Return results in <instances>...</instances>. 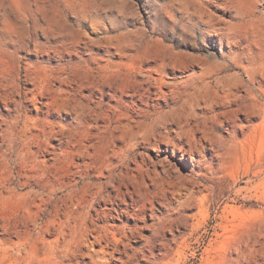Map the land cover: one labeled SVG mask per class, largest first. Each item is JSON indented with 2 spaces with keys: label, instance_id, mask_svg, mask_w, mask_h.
<instances>
[{
  "label": "rangeland",
  "instance_id": "obj_1",
  "mask_svg": "<svg viewBox=\"0 0 264 264\" xmlns=\"http://www.w3.org/2000/svg\"><path fill=\"white\" fill-rule=\"evenodd\" d=\"M178 1L0 0V89L24 108L16 137L0 147L1 264H90L93 260L95 264H108V260L109 264H264V186L257 189V180L251 182L247 176L264 160V0H180L185 5ZM201 19L208 21L204 24ZM108 52L115 56L114 64L120 62V54L131 56L130 66H107L90 59ZM161 54L175 56L179 69L167 68L153 76L175 84L164 91L176 90L173 106L179 111L178 120L194 135L192 140L184 137L177 142L195 160L172 158L177 168L170 172L172 180L157 179L152 163L143 167L142 162V153L154 161L159 155H172L167 145L162 144L160 151H144L141 144L131 155L133 162L125 160L126 144L140 139L123 128L126 123L112 110L115 102L108 96L141 70H150L146 57ZM203 72L208 75L202 76ZM0 107L4 118L17 115L15 104L5 106L0 101ZM168 128L176 130L174 125ZM193 170L203 177L191 176ZM157 171L162 173L163 167L158 165ZM108 196L112 199L106 201ZM143 198L154 201V206L147 204L148 224L165 220L158 237L147 241L153 233L147 229L127 249L115 248L112 235L119 231L115 226L136 224L122 216L108 222L109 245L93 243L95 210L108 209L116 218L117 211L126 210L127 204H143ZM129 211L135 214L133 208ZM72 215L76 221H71ZM122 235L117 233L119 238ZM80 252L84 258L76 257Z\"/></svg>",
  "mask_w": 264,
  "mask_h": 264
},
{
  "label": "bare ground",
  "instance_id": "obj_2",
  "mask_svg": "<svg viewBox=\"0 0 264 264\" xmlns=\"http://www.w3.org/2000/svg\"><path fill=\"white\" fill-rule=\"evenodd\" d=\"M66 1V0H65ZM177 1V0H176ZM197 1V0H196ZM195 1V2H196ZM202 1V0H201ZM259 1H261V0H259ZM87 2V1H86ZM179 3H182V2H180V0L178 1ZM177 2V3H178ZM198 2V1H197ZM200 2V1H199ZM71 3H72V1H71ZM175 3V2H174ZM184 3V2H183ZM203 3V2H202ZM193 4H195L194 3V1H193ZM196 4H198V3H196ZM69 5V4H68ZM175 5H176V3H175ZM184 5H185V3H184ZM192 5V4H191ZM64 6V5H63ZM187 6V5H186ZM195 6V5H194ZM197 6V5H196ZM195 6V7H196ZM199 6V5H198ZM203 6H205V5H203ZM65 8H67L66 7V5L64 6ZM70 7V6H69ZM184 7V6H183ZM202 7V6H201ZM82 8V7H81ZM189 8V7H188ZM200 8V7H199ZM83 9V8H82ZM176 9V8H175ZM184 9H185V7H184ZM192 9V8H191ZM201 9V8H200ZM203 9V8H202ZM201 9V10H202ZM207 9V8H206ZM205 9V10H206ZM195 10V9H194ZM199 10V9H198ZM83 11V10H82ZM81 11V12H82ZM200 11V10H199ZM170 12V11H169ZM187 12H189V11H186V13ZM201 12V11H200ZM263 12V11H262ZM196 13V12H195ZM194 13V14H195ZM250 13V12H249ZM173 14V13H172ZM252 14V13H251ZM250 14V15H251ZM259 14V13H258ZM82 15V14H81ZM191 15V14H190ZM202 15V14H201ZM204 15V14H203ZM237 15V14H236ZM254 15V14H253ZM252 15V16H253ZM260 15H262V13L260 14ZM72 16V15H71ZM186 16H188L187 14H186ZM243 16V15H242ZM256 16V15H255ZM192 17V16H191ZM202 17V16H201ZM261 17V16H260ZM193 18V17H192ZM207 18V17H206ZM212 18V17H211ZM210 18V19H211ZM242 18V17H241ZM258 18V17H257ZM191 19V18H190ZM202 19H204V18H202ZM201 19V21H203V22H205L204 24H206V22L209 20L208 18V20L206 21V20H202ZM246 19V18H245ZM248 20V19H247ZM256 20V19H255ZM259 20V19H258ZM260 20H261V18H260ZM85 21H86V19H85ZM217 21H219V20H217ZM239 21V20H238ZM237 21V22H238ZM242 21H244V20H242ZM250 22H251V20H249ZM252 22H254V21H252ZM257 22H259V21H257ZM209 23V22H208ZM207 23V24H208ZM213 23V22H212ZM215 23V22H214ZM213 23V24H214ZM220 23V22H219ZM242 23V22H241ZM245 23H246V21H245ZM248 23V22H247ZM216 24V23H215ZM238 24V23H237ZM243 24V23H242ZM255 24V23H254ZM230 25H232L231 23H230ZM251 25V24H250ZM193 26V25H192ZM245 26H246V24H245ZM249 26V25H248ZM252 26H253V24H252ZM251 26V27H252ZM255 26V25H254ZM229 27V26H228ZM234 27V26H233ZM233 27H232V29H233ZM244 27V26H243ZM18 28V27H17ZM213 28V27H212ZM223 28V27H222ZM230 28H231V26H230ZM235 28H237L238 29V27H235ZM250 28V27H249ZM245 29V28H244ZM215 30V29H214ZM221 31V30H220ZM229 31V30H228ZM232 31V30H231ZM246 31V30H245ZM220 33V32H219ZM225 33V32H224ZM228 34H229V32H228ZM215 35V34H214ZM251 35V34H250ZM14 36V35H13ZM229 37V36H228ZM153 38V37H152ZM23 40V39H22ZM154 40V39H153ZM156 40V39H155ZM160 40V39H159ZM228 41V40H227ZM253 42V41H252ZM156 43V42H155ZM165 44V43H164ZM166 45V44H165ZM254 45V44H253ZM173 47V46H172ZM258 47V46H257ZM174 50V49H173ZM68 51V50H67ZM118 51V50H117ZM163 51V50H162ZM182 53V52H181ZM148 54V53H147ZM150 55V54H149ZM152 55V54H151ZM162 55V54H161ZM161 55H157V56H148V57H146V65H148L149 67H150V70H145V71H143V70H141L140 71V73L139 74H136V76L135 77H133V79H131L130 81H129V83H127V84H123V85H121L120 87H117V88H113V90H112V92L110 93V94H108V96L109 97H111L112 98V100L115 102V106H113L112 107V110H114L115 112H117L118 111V113L122 116V120L126 123L125 124V126H123V128H125V129H127V130H129V131H131V135H134V136H138V138L140 139V141L138 142V143H135V141H134V143L135 144H132L130 141L128 142V140L127 141H125V142H128L127 144H126V151H127V153H128V155H127V157H126V159L125 160H130V161H132L133 160V157H131V155L132 154H134L136 151H138V150H140V148H141V144H143V145H145V147L143 148L144 149V151H148V150H150V149H153V150H158V151H160L161 150V145L162 144H164V145H167L168 147H170L171 148V150H172V155H170V156H158V158H157V160L156 161H154L152 158H150L149 156H147V155H145V154H143L142 153V156L144 157V161H142L144 164H143V167H148V161H150L151 163H152V167H153V170H152V174L157 178V179H159V178H161V176H165V177H168V179L169 180H172L173 179V177L171 176V171H176L177 170V168L176 167H174L173 166V164H172V162H171V160H172V158H179L181 161H187V160H195V158H194V156H193V153H191V152H189V150H186L185 148H182L177 142H179V141H181L184 137H188V138H191V135L193 134V132H192V134L190 135V131L189 132H186V130H185V128H184V126H182V121H179L178 120V118H180L178 115H177V112L179 113V111H177L176 109H175V107L173 106V105H175V101H176V94H177V92H176V90H173V89H171V90H169L168 92H165L164 91V88L166 87V88H168V89H170V87L171 86H174L175 84L174 83H165V82H163V79L162 80H160V79H158V78H156L155 76H153V74L154 73H156V72H163L164 70H166L167 68H171V69H179V65L176 63V58H175V56H161ZM178 56H179V54H177ZM181 55V54H180ZM200 56V55H199ZM205 56V55H204ZM113 57H115L111 52H108L107 54H105V55H103V56H101V57H97V56H91L90 57V59L92 60V61H97V62H102V63H106L107 64V66H111V65H116V66H118V65H121V66H125V67H127V66H130L129 65V62L131 61V56H129V55H126V54H120L119 56H118V58L120 59V62L119 63H117V64H114L113 62H112V58ZM195 57V56H194ZM204 58V57H203ZM180 59V58H179ZM205 59H206V57H205ZM137 60V59H136ZM207 60V59H206ZM127 61V62H126ZM179 61H182V60H179ZM199 61V60H198ZM178 62V61H177ZM224 62V61H223ZM133 63V62H132ZM182 63L184 64V62L182 61ZM195 63V62H194ZM225 64V63H224ZM261 64V63H260ZM181 65V64H180ZM185 65V64H184ZM183 65V66H184ZM248 65V64H247ZM262 65V64H261ZM230 66V65H229ZM232 66V65H231ZM264 66V65H263ZM132 68V67H131ZM217 68V67H216ZM221 68V67H220ZM262 68V67H261ZM142 69V68H141ZM222 69V68H221ZM233 69V68H232ZM129 70H131V69H129ZM262 71H264V70H262ZM147 73V75L145 76V77H141V75L143 74V73ZM240 72V71H239ZM233 73H234V71H233ZM156 74H158V73H156ZM216 74V73H215ZM223 74V73H222ZM225 74V73H224ZM239 74V73H238ZM128 75V74H127ZM208 75V73H205V72H203L202 73V76H207ZM220 75V74H219ZM230 75V74H229ZM235 75V74H234ZM55 76V75H54ZM159 76V75H158ZM163 76V75H162ZM211 76V75H210ZM209 76V77H210ZM241 76V75H240ZM59 77V76H58ZM61 77V76H60ZM215 77H217V76H215ZM234 78H235V76H233ZM169 78V77H168ZM223 78H224V76H223ZM222 78V79H223ZM232 79V77L230 76L229 77V79ZM165 79V78H164ZM221 80V79H220ZM226 80H227V78H226ZM203 81V80H202ZM217 81V80H216ZM222 81H225V79L224 80H222ZM45 82V81H44ZM208 84H209V82H210V80H209V82L208 81H206ZM258 82V81H257ZM223 83V82H222ZM254 83V82H253ZM204 84V83H203ZM218 84H221V83H218ZM235 84V83H234ZM204 85H207V84H204ZM210 86H211V84H210ZM218 86V85H217ZM12 87V86H11ZM209 87V86H208ZM214 87H216V85H214L212 88L214 89ZM219 87V86H218ZM220 87H222V86H220ZM255 87V86H254ZM44 88V87H43ZM198 88V87H197ZM200 88V87H199ZM204 88V87H203ZM206 88V87H205ZM223 88V87H222ZM207 89V88H206ZM218 89V88H217ZM221 89V88H220ZM229 89V88H228ZM201 90V89H200ZM203 90V89H202ZM208 90V89H207ZM197 91V90H196ZM195 91V92H196ZM215 91H217V90H215ZM222 91V90H221ZM224 91V90H223ZM252 91V90H251ZM195 92H193V93H195ZM202 92V91H201ZM218 92V91H217ZM232 92V91H231ZM211 93H212V91H211ZM210 93V94H211ZM222 93H226V92H222ZM251 93V92H250ZM200 94V93H199ZM207 94H208V92H207ZM213 94V93H212ZM186 95H188V93L186 94ZM190 95V94H189ZM192 95V94H191ZM215 95V94H214ZM218 95V94H217ZM227 95V94H226ZM230 95V94H229ZM241 95V94H240ZM153 96H155V98L156 99H153ZM196 96H197V94H196ZM210 96V95H209ZM211 96H213V95H211ZM221 96V95H220ZM225 96V95H224ZM190 97V96H189ZM216 97V96H215ZM195 97H192V100L194 99ZM206 98H208V97H206ZM209 98H211V97H209ZM209 98H208V100H209ZM220 98V97H219ZM227 98V97H226ZM226 98H225V100H226ZM230 98V97H229ZM196 99V98H195ZM214 99V98H213ZM212 99V100H213ZM222 99H223V96H222ZM189 100H191L190 98H189ZM219 100V99H218ZM225 100H223V102L225 101ZM229 100V99H228ZM227 100V101H228ZM0 101H2L4 104H5V106H10V105H12V104H15L16 105V109L14 110L16 113H17V115L16 116H14V117H10V118H4V117H2L1 115H0V138H1V142H0V147H3L4 145H6L8 142H12V140H13V138L14 137H16V135L17 134H14L15 133V131H16V127H17V124H18V122H19V120L21 119V116H22V111H23V105L21 104V103H19V102H15L14 100H13V98H12V96L11 95H8V94H6V93H3V90H1L0 89ZM217 101V100H216ZM227 101H226V103H227ZM231 101V100H230ZM15 102V103H14ZM183 102V101H182ZM181 102V103H182ZM212 101H210V103H211ZM217 102H219V101H217ZM184 103H185V101H184ZM191 104H192V102H190ZM206 103H207V101H206ZM205 103V104H206ZM229 103V102H228ZM262 103V102H261ZM186 104V103H185ZM190 104V105H191ZM193 104H195V103H193ZM215 104V103H214ZM253 104V103H252ZM182 104H180V106H181ZM187 106H189V104L187 103L186 104ZM211 105H213V104H211ZM179 105H178V107H180ZM194 106V105H193ZM198 106V105H197ZM228 106V105H227ZM249 106V105H248ZM184 107V106H183ZM186 107V106H185ZM191 107V106H190ZM206 107H207V104H206ZM226 107V106H225ZM250 107V106H249ZM258 107V106H257ZM264 107V106H263ZM167 108H168V112L166 111L167 110ZM193 108V107H192ZM195 108V107H194ZM194 108H193V110H194ZM199 109H200V107H198ZM259 108V107H258ZM258 108H256V110L258 109ZM211 109V108H210ZM234 109V108H233ZM236 109V108H235ZM234 109V110H235ZM237 109H239V108H237ZM260 109V108H259ZM263 109V108H262ZM261 109V110H262ZM180 110V109H179ZM182 110V109H181ZM180 110V111H181ZM188 110V109H187ZM206 110V109H205ZM214 111V110H213ZM0 112H1V107H0ZM9 112H11L10 110H9ZM185 112H186V110H185ZM188 112V111H187ZM211 112V111H210ZM222 112V111H221ZM224 113H225V111H223ZM189 113H191V112H189ZM189 113H186V114H189ZM194 113H196L195 111H194ZM218 113V112H217ZM234 113V112H233ZM181 114H183V113H181ZM181 114H180V116H181ZM197 114V113H196ZM218 114H220V113H218ZM227 114V113H226ZM261 114H262V111H261ZM184 115V114H183ZM192 115H193V113H192ZM222 115H224L223 113H222ZM185 116V115H184ZM187 116V115H186ZM190 116H191V114H190ZM201 116H203V115H201ZM200 116V117H201ZM214 116V115H213ZM217 116H219V115H217ZM192 117V116H191ZM199 117V116H198ZM199 117V118H200ZM204 117V116H203ZM220 117V116H219ZM208 118V117H207ZM209 119H211V118H209ZM214 119H216L215 117H214ZM224 119V118H223ZM227 119V118H226ZM186 120H188V118L186 119ZM191 120V119H190ZM261 120H262V117H261ZM207 121H208V119H207ZM210 121V120H209ZM208 121V122H209ZM216 121V120H215ZM186 122V121H185ZM227 122V121H226ZM260 122V121H259ZM262 122H264V120L262 121ZM189 123V122H188ZM203 123H204V121H203ZM205 123H206V121H205ZM216 123H217V121H216ZM261 123V122H260ZM199 124H200V122H199ZM207 125H208V123H206ZM256 124V123H255ZM257 124H259V123H257ZM112 125V124H111ZM171 125H174V126H176V130H173V131H171V130H168L169 128V126H171ZM212 125H214V124H212ZM211 125V126H212ZM221 125V124H220ZM197 126V125H196ZM201 126V125H200ZM216 127V126H215ZM241 127V126H240ZM253 127V126H252ZM264 127V126H263ZM263 127H261V128H263ZM198 128H199V126H198ZM197 128V129H198ZM205 128V127H204ZM217 128V127H216ZM189 129H190V127H189ZM200 129V128H199ZM198 129V130H199ZM208 129H209V126H208ZM251 129V128H250ZM253 129V128H252ZM118 130V129H117ZM116 130V131H117ZM136 130H139V131H136ZM187 130H188V128H187ZM193 130V129H192ZM254 130V129H253ZM118 131H120V130H118ZM251 131V130H250ZM261 131H263V130H261ZM208 132V131H207ZM254 132V131H253ZM251 133V132H250ZM264 133V132H263ZM122 134V133H121ZM127 134V133H126ZM197 134V133H196ZM211 134V133H210ZM118 136V135H117ZM192 136H194V135H192ZM208 136V135H207ZM216 136V135H215ZM252 136H254L255 137V135H251V137ZM262 136V135H261ZM121 137V136H120ZM120 137H118V138H120ZM131 137H133V136H131ZM130 137V138H131ZM213 137V136H212ZM246 137L247 136H245V139H246ZM253 137V138H254ZM263 137V136H262ZM12 138V139H11ZM124 138H125V136H124ZM134 138V137H133ZM195 138V137H194ZM252 138V139H253ZM264 138V137H263ZM135 139V138H134ZM209 139V138H208ZM212 139H214V138H212ZM252 139H250V141L252 140ZM126 140V139H125ZM130 140V139H129ZM191 140H192V138H191ZM248 140V139H247ZM254 140V139H253ZM258 140H259V138H258ZM263 140V139H262ZM194 141V140H193ZM264 141V140H263ZM108 142H109V140H108ZM197 142V141H196ZM195 141H194V143H196ZM201 142V141H200ZM212 142V141H211ZM211 142H210V144H211ZM238 142V141H237ZM242 142V141H241ZM244 142H246V141H244ZM186 143H187V141H186ZM191 143H193L192 141H191ZM240 143V142H239ZM250 143V142H249ZM197 144V143H196ZM236 144H238V143H236ZM253 144H254V142H253ZM191 145V144H190ZM195 145V144H194ZM196 146V145H195ZM237 146V145H236ZM242 146V145H241ZM255 146V145H254ZM249 147H250V145H249ZM202 148H205L203 145H202ZM252 149H253V147H251ZM190 149V148H189ZM199 149V148H198ZM110 150V149H109ZM236 150H237V148H236ZM68 151V150H67ZM85 151V150H84ZM88 151V150H87ZM191 151V150H190ZM238 151V150H237ZM182 153V155H181V157H178V153ZM229 152V151H228ZM255 153V152H254ZM82 155V154H81ZM115 155V154H114ZM136 155V154H135ZM141 156V155H140ZM187 156H189V158L187 157ZM251 156H253V155H251ZM262 156V155H261ZM264 156V155H263ZM254 157V156H253ZM252 157V158H253ZM79 158V157H78ZM94 158V157H93ZM14 159V158H13ZM44 159V158H43ZM95 159V158H94ZM262 159H264V157L262 158ZM228 160V159H227ZM59 161V160H58ZM251 161V160H250ZM253 161H254V159H253ZM259 161H262V160H260L259 159ZM60 162V161H59ZM105 162V161H104ZM124 162V161H123ZM133 162V161H132ZM58 163V162H57ZM261 163V162H260ZM258 163L257 165H256V168H254L255 170H252V171H250V173L248 172V170H247V173H249V175H247V176H250L251 177V182H256V180H257V189L258 188H260L261 186H264V160H263V163ZM91 165V164H90ZM126 165H127V163H126ZM125 165V166H126ZM137 165V164H136ZM158 165H161L162 167H163V171H162V173H160V172H158L157 171V167H158ZM29 167V166H28ZM127 167V166H126ZM126 167H125V169H126ZM137 168H138V166H136ZM249 167H251V166H249ZM254 167V166H253ZM114 168V167H113ZM122 168H123V166H122ZM128 168V167H127ZM142 168V167H141ZM249 169V168H248ZM253 169V168H252ZM15 170V169H14ZM27 170V169H26ZM118 170V169H117ZM144 170V169H143ZM88 171H89V169H88ZM116 171V170H115ZM127 171V170H126ZM142 171V170H141ZM181 173V172H180ZM13 174H15V173H13ZM121 174V173H120ZM147 174V173H146ZM197 176V177H203V175L202 174H199V173H196L194 170L193 171H191V176ZM15 176V175H14ZM220 175H218V177H219ZM125 178H126V176H124ZM179 177V176H178ZM221 177V176H220ZM90 178V177H89ZM129 178V177H128ZM153 178V177H152ZM213 178V177H212ZM99 179V178H98ZM113 179V178H112ZM127 179V178H126ZM248 179V178H247ZM109 180V179H108ZM132 180H134V179H132ZM132 180H131V183H132ZM193 180V179H192ZM200 180V179H199ZM135 181V180H134ZM21 182V181H20ZM136 182V181H135ZM134 182V183H135ZM102 183V182H101ZM113 183V182H112ZM138 183H139V181H138ZM176 183V182H175ZM82 184V183H81ZM100 184V183H99ZM109 184H110V182H109ZM142 184V183H141ZM167 184V183H166ZM248 184H250V183H248ZM79 185V184H78ZM97 185V184H96ZM96 185H95V187H96ZM107 185H108V182H107ZM125 185H126V183H125ZM94 186V185H93ZM98 186V185H97ZM251 186V185H250ZM29 187V186H28ZM35 187H36V185H35ZM103 187H104V185H103ZM118 187V186H117ZM24 188V187H23ZM30 188V187H29ZM74 188V187H73ZM92 188V187H91ZM100 188V187H99ZM163 188H164V186H163ZM171 188V187H170ZM25 189V188H24ZM93 189V188H92ZM117 189V188H116ZM19 190V189H18ZM99 190V189H98ZM132 191V190H131ZM259 191V190H258ZM74 192H75V190H74ZM77 192V191H76ZM117 192H118V190H117ZM160 192H161V190H160ZM64 193V192H63ZM120 193V192H119ZM122 193V192H121ZM124 193V192H123ZM156 193V192H155ZM252 193V192H251ZM250 193V194H251ZM255 193V192H254ZM28 194V193H27ZM65 194V193H64ZM75 194V193H74ZM89 194V193H88ZM103 194V193H102ZM73 195V194H72ZM72 195H70L71 197H72ZM127 194H124V196H126ZM129 195H131V193H129ZM28 196V195H27ZM81 196V195H80ZM98 196V195H97ZM124 196H119L120 197V200L121 201H124V199H123V197ZM246 196H248V195H246ZM69 197V196H68ZM94 197V196H93ZM248 197H250V195L248 196ZM92 198V197H91ZM250 198H252L253 199V197L251 196ZM261 198V197H260ZM55 199V198H54ZM75 199V198H74ZM79 199V198H78ZM103 199H104V196H103ZM112 199V197L111 196H108L107 198H105V200L106 201H109V200H111ZM248 199V198H247ZM263 199V198H262ZM89 200V199H88ZM88 200H86V201H88ZM143 201H144V203L143 204H140V202H138V204L137 205H134V207H132L131 205H126V210H124V211H122V212H120V211H117L116 213H117V216H116V218L114 217V218H112L111 217V215L108 213V209H106L105 210V208H104V210H95V213H96V215L98 216V217H96V218H98V219H96V218H91V224H92V228H91V232H92V235H93V238H94V240H93V243L94 244H99V243H105V244H107V245H109L110 244V241H112V240H110V237H112L113 236V239H114V242H113V245H114V247L116 248V247H119V246H123L125 249H127L128 248V245H129V242L133 239V238H136V237H138V236H141L142 234V232L143 231H146L147 229H150V230H152V236L151 237H149V238H146V240L147 241H149V240H152V239H154V238H156V237H158V235L162 232V228L160 227V225L161 224H164V221L165 220H162V219H160L159 221L160 222H158V223H156V224H152V225H149L148 224V221H149V219L147 218V217H145V212L147 211V204H149L150 206H154V201L153 200H150V199H148V198H143L142 199ZM245 200V199H244ZM243 200V201H244ZM251 200V199H250ZM77 201V200H76ZM249 201V200H248ZM252 201V200H251ZM254 201V200H253ZM250 202V201H249ZM63 203V202H62ZM89 203V202H88ZM242 203V202H241ZM71 204V203H70ZM76 204V203H75ZM158 204V203H157ZM44 205V204H43ZM62 205V204H61ZM65 205V204H64ZM68 205V204H67ZM78 205V204H77ZM84 205V204H83ZM86 206H87V204H85ZM74 206V205H73ZM246 206V205H245ZM79 207V206H78ZM82 207H84V206H82ZM156 207V206H155ZM261 207V206H260ZM263 207V206H262ZM63 208V207H62ZM75 208V207H74ZM96 208V207H95ZM129 208H133V210L135 211V214L134 215H132L131 213H130V211H129ZM60 209V208H59ZM91 210V209H90ZM152 210V209H151ZM64 211V210H63ZM261 211V210H260ZM263 211V210H262ZM77 212V211H76ZM86 212V211H85ZM87 212H88V210H87ZM29 213V212H28ZM60 213H62V212H60ZM72 213V212H71ZM83 213H84V211H83ZM30 214V213H29ZM67 214V213H66ZM232 214V213H231ZM264 214V213H263ZM43 215V214H42ZM62 215H64V214H62ZM70 215V214H69ZM81 215V214H80ZM87 215V214H86ZM73 216V215H72ZM91 216V215H90ZM122 216H126L127 218H129V219H133L135 222H136V224L134 225V226H128L127 224H125L124 222L122 223V225H120V226H115L119 231H121V233L123 234L122 235V237L121 238H119V237H117V233L119 232H117L116 234H114V235H112L111 234V232H110V235H112V236H110L109 237V235L106 233V231H107V228H109V225H108V222L110 221V220H120V217H122ZM229 216V215H228ZM258 216V215H257ZM44 217V216H43ZM47 217V216H46ZM66 217V216H65ZM76 217V216H75ZM79 217H81V216H79ZM232 217H233V215H232ZM57 218V217H56ZM68 218V217H67ZM72 219L74 218V216L73 217H71ZM82 218H83V220H84V217L82 216ZM224 218V217H223ZM235 218H237L236 217V215H235ZM261 218V217H260ZM78 219H80V218H78ZM87 219V218H86ZM228 219V218H227ZM231 219V218H230ZM57 220V219H56ZM70 220V219H69ZM76 221V219H73V220H71V221ZM54 221V220H53ZM59 221H60V219H59ZM62 221H64V220H62ZM81 221H82V219H81ZM86 221V220H85ZM226 221V220H225ZM70 222V221H69ZM84 222V221H83ZM82 222V223H83ZM100 222H102L103 224H100ZM50 223V222H49ZM53 223V222H52ZM60 223V222H59ZM59 223H58V226H60L59 225ZM68 223V222H67ZM229 223V222H228ZM55 224H56V221H55ZM55 224L53 225V227L55 226ZM80 224V223H79ZM85 224V223H84ZM46 225V224H45ZM50 225V224H49ZM62 225V224H61ZM64 225V224H63ZM63 225H62V227H63ZM70 224H68V226H69ZM73 225H75V223L73 224ZM228 225V224H227ZM57 226V227H58ZM68 226L66 227V228H68ZM77 226V225H76ZM76 226H72V227H74V230H75V227ZM229 226V225H228ZM47 227V226H46ZM52 227V228H53ZM61 227V226H60ZM59 227V228H60ZM78 227H79V225H78ZM82 227V226H81ZM86 227H88V226H86ZM51 228V227H50ZM50 228H48V229H50ZM64 228V227H63ZM77 228V227H76ZM83 228H84V226H83ZM38 229V228H37ZM223 229V228H222ZM224 229H226V228H224ZM231 229V228H230ZM233 229V228H232ZM232 229H231V231H232ZM34 230V229H33ZM46 230V229H45ZM65 230V229H64ZM63 230V231H64ZM69 230V229H68ZM86 230H87V228H86ZM89 230V229H88ZM48 231V230H47ZM51 231V230H50ZM61 231H62V229H61ZM61 231H59V232H61ZM71 231V230H70ZM58 232V231H57ZM57 232H55V233H57ZM58 232V233H59ZM64 232H66V231H64ZM80 232V231H79ZM90 232V233H91ZM115 232V231H114ZM226 232H227V230H226ZM33 233V232H32ZM46 233V232H45ZM53 233H54V231H53ZM58 233H57V235H58ZM70 233H72V232H70ZM69 233V234H70ZM73 233H74V231H73ZM76 233V232H75ZM78 233V232H77ZM225 233V232H224ZM49 234V233H48ZM61 234H62V232H61ZM86 234H88L87 232H86ZM223 234V233H222ZM228 234V233H227ZM63 235V234H62ZM49 236H50V234H49ZM60 236V235H59ZM64 236V235H63ZM67 236V235H66ZM70 236H71V234H70ZM75 236V235H74ZM76 236H78L77 234H76ZM88 236V235H87ZM259 236H260V234H259ZM264 236V235H263ZM56 237V236H55ZM68 237V236H67ZM72 237H73V234H72ZM82 237H83V235H82ZM227 237H229V236H226V238L225 239H227ZM253 237V236H252ZM29 238V237H28ZM43 238V237H42ZM58 238H60V237H58ZM76 238V237H75ZM75 238H74V240H75ZM84 239H85V237H83ZM263 238V237H262ZM39 238H37V240H38ZM57 239V238H56ZM55 239V241H57ZM63 240H64V238H62ZM69 239H71L70 237H69ZM73 239V238H72ZM224 239V238H223ZM252 239V238H251ZM258 239V238H257ZM78 240V238L76 239V241ZM254 240V239H253ZM30 241V240H29ZM55 241H51L50 243H53V242H55ZM66 241H68V240H66ZM71 241V240H70ZM43 242V241H42ZM44 242H46L45 240H44ZM60 242V241H59ZM63 242V241H62ZM65 242V241H64ZM72 242V241H71ZM224 242V241H223ZM222 242V243H223ZM244 242H246V241H244ZM49 243V244H50ZM56 243V242H55ZM66 243V242H65ZM74 243V242H73ZM82 243V242H81ZM227 243V242H226ZM58 244V243H57ZM75 244H76V242H75ZM178 244V243H177ZM239 244H241V243H239ZM238 244V245H239ZM264 244V243H263ZM69 245V244H68ZM66 246V247H69V246ZM88 245V244H87ZM92 245V244H91ZM47 246H48V244H47ZM52 246H53V244H52ZM103 246V245H102ZM248 246V245H247ZM261 246V245H260ZM57 247H58V245H57ZM60 248H61V245L59 246ZM72 247V246H71ZM70 247V248H71ZM73 247H74V244H73ZM104 247V246H103ZM229 248H230V246H228ZM227 247V248H228ZM236 247V246H235ZM246 247V246H245ZM263 248H264V246H262ZM69 248V249H70ZM90 248V247H89ZM89 248H88V250H89ZM225 248V247H224ZM228 248V249H229ZM234 248V247H233ZM238 247H236V249H237ZM257 248H259V246L257 247ZM261 248V247H260ZM263 248H261V250H263ZM48 249H49V247H48ZM51 249V248H50ZM49 249V250H50ZM52 249H54V248H52ZM58 249V248H57ZM66 249V248H65ZM69 249L67 250L68 252H69ZM81 249V248H80ZM220 249V248H219ZM60 250H62V249H60ZM75 250V249H74ZM77 250H78V247H77ZM91 250V249H90ZM115 250V249H114ZM113 250V251H114ZM248 251H249V249H247ZM246 250V251H247ZM51 251V250H50ZM59 251V250H58ZM65 251V250H64ZM98 251V250H97ZM96 251V252H97ZM104 251V250H103ZM108 251V250H107ZM210 251V250H209ZM212 251V250H211ZM215 251V250H214ZM220 251V250H219ZM228 251V250H227ZM226 251V252H227ZM241 251V250H240ZM53 252V251H52ZM56 252V251H55ZM60 252V251H59ZM66 252V251H65ZM72 252V251H71ZM115 252V251H114ZM231 252V251H230ZM238 252V251H237ZM244 252H245V250H244ZM243 252V253H244ZM257 252H258V250H257ZM262 252H264V251H262ZM57 253V252H56ZM88 253H90V252H88ZM107 253V252H106ZM243 253H241V255H243ZM248 253V252H247ZM50 254V253H49ZM52 254V253H51ZM68 254V253H67ZM69 254H70V252H69ZM86 254H87V252H86ZM105 254V253H104ZM208 254V253H207ZM219 254H223V253H219ZM227 254V253H226ZM240 254V253H239ZM238 254V255H239ZM260 254V253H259ZM58 255H59V253H58ZM60 255H62V253H60ZM63 255H65L64 253H63ZM95 255V254H94ZM245 255V254H244ZM51 256H53V255H51ZM50 256V257H51ZM104 256V255H103ZM248 256V255H247ZM255 256V255H254ZM54 257H55V255H54ZM57 257V256H56ZM76 257L77 258H84V254L83 253H77V255H76ZM111 257V256H110ZM229 257V256H228ZM227 257V258H228ZM238 257V256H237ZM240 257V256H239ZM53 258V257H52ZM67 258V257H66ZM93 258V257H92ZM113 258H115V257H113ZM211 258H213V257H211ZM233 258V260H234V257H232ZM242 258V257H241ZM246 258V257H245ZM252 258H254V257H252ZM258 258V257H257ZM48 259H50V258H48ZM58 259V258H57ZM56 259V260H57ZM71 259V258H70ZM100 259V258H99ZM106 259V258H105ZM181 259V258H180ZM222 259H223V257H222ZM52 260V259H51ZM63 260V259H62ZM101 260H102V257H101ZM207 260V259H206ZM224 260V259H223ZM226 260V259H225ZM230 260V259H229ZM232 260V259H231ZM245 259H243V261H244ZM254 260V259H253ZM256 260V259H255ZM53 261V260H52ZM92 261V260H91ZM100 261V260H99ZM98 261V262H99ZM208 261H210L209 260V258H208ZM220 261V260H219ZM235 261V260H234ZM233 261V262H234ZM240 261V260H239ZM38 262H40V261H38ZM48 262V261H47ZM60 262H62V261H60ZM70 262V261H69ZM203 262H204V260H203ZM223 262V261H222ZM229 262V261H228ZM231 263H232V261H230ZM236 262V264H237V261H235ZM241 262V261H240ZM53 263V262H52ZM54 263H56V262H54ZM59 263V262H58ZM63 263V262H62ZM171 263V262H170ZM177 263H178V261H177ZM226 263H227V261H226ZM1 264V263H0ZM32 264V263H31ZM47 264V263H46ZM57 264V263H56ZM60 264V263H59ZM73 264V263H72ZM85 264H87V263H85ZM90 264H95L94 263V260H93V262L92 263H90ZM108 264H109V260H108ZM221 264V263H220ZM228 264H230V263H228ZM242 264V263H241ZM260 264V263H259Z\"/></svg>",
  "mask_w": 264,
  "mask_h": 264
}]
</instances>
